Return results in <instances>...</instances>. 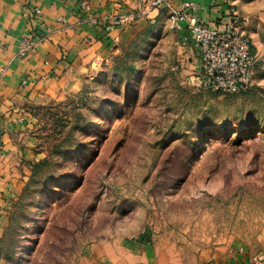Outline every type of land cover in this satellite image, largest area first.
Instances as JSON below:
<instances>
[{"label": "rangeland", "instance_id": "374dc122", "mask_svg": "<svg viewBox=\"0 0 264 264\" xmlns=\"http://www.w3.org/2000/svg\"><path fill=\"white\" fill-rule=\"evenodd\" d=\"M240 30L253 86L228 94L186 72L177 32L150 25L78 93L36 107L41 159L0 239V264H201L264 251V0Z\"/></svg>", "mask_w": 264, "mask_h": 264}, {"label": "crops", "instance_id": "0c3cea01", "mask_svg": "<svg viewBox=\"0 0 264 264\" xmlns=\"http://www.w3.org/2000/svg\"><path fill=\"white\" fill-rule=\"evenodd\" d=\"M149 1L0 0V239L41 159L28 133L32 112L78 93L86 77L115 49L128 46L150 25L168 26L172 9L150 11ZM189 1L198 3L200 20L211 27L229 21L231 6L244 15L250 12L248 0ZM182 3L174 0L173 9ZM120 18L126 19L124 25L105 30ZM38 37V45L22 55L25 44ZM177 37L186 72L194 75L199 54L192 42L184 45ZM203 254L201 264H259L261 253L226 245Z\"/></svg>", "mask_w": 264, "mask_h": 264}, {"label": "built area", "instance_id": "2783aa9c", "mask_svg": "<svg viewBox=\"0 0 264 264\" xmlns=\"http://www.w3.org/2000/svg\"><path fill=\"white\" fill-rule=\"evenodd\" d=\"M182 2L181 8L173 9L174 0H151L148 10L172 9L170 20L173 29L181 36L184 45L192 42L199 54L197 76L200 87L228 94L248 91L253 86L257 57L251 39L239 28L244 19L231 6L228 11L229 21L221 27H211L200 20L198 3L189 0ZM82 5L85 7L86 1ZM136 18L137 16L133 20ZM125 22L124 18L116 19L105 30L110 32ZM152 22L155 20L152 19ZM41 40L42 37H38L27 42L22 55L35 48ZM256 262L264 264V254L261 253Z\"/></svg>", "mask_w": 264, "mask_h": 264}]
</instances>
